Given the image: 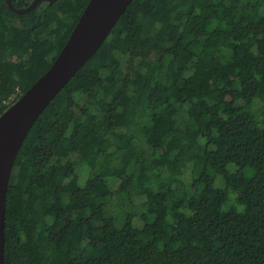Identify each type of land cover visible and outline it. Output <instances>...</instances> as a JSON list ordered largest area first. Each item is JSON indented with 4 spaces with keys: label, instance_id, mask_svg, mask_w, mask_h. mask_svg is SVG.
I'll return each instance as SVG.
<instances>
[{
    "label": "trees",
    "instance_id": "trees-1",
    "mask_svg": "<svg viewBox=\"0 0 264 264\" xmlns=\"http://www.w3.org/2000/svg\"><path fill=\"white\" fill-rule=\"evenodd\" d=\"M89 2L0 0V116ZM6 205L5 264H264V0H134L31 129Z\"/></svg>",
    "mask_w": 264,
    "mask_h": 264
},
{
    "label": "water",
    "instance_id": "water-1",
    "mask_svg": "<svg viewBox=\"0 0 264 264\" xmlns=\"http://www.w3.org/2000/svg\"><path fill=\"white\" fill-rule=\"evenodd\" d=\"M57 1L35 0L24 10H18L12 0L6 3L24 15L40 3ZM133 1L90 0L49 71L0 116V264H5L8 188L25 140L45 109L98 52Z\"/></svg>",
    "mask_w": 264,
    "mask_h": 264
},
{
    "label": "rangeland",
    "instance_id": "rangeland-1",
    "mask_svg": "<svg viewBox=\"0 0 264 264\" xmlns=\"http://www.w3.org/2000/svg\"><path fill=\"white\" fill-rule=\"evenodd\" d=\"M13 97H14V96H13ZM13 97H12V98H13ZM8 102H9V101H8ZM9 103H12V100H10V102H9Z\"/></svg>",
    "mask_w": 264,
    "mask_h": 264
}]
</instances>
